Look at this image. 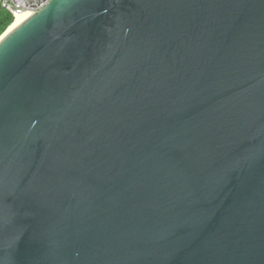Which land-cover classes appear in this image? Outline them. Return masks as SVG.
<instances>
[{
    "label": "water",
    "instance_id": "water-1",
    "mask_svg": "<svg viewBox=\"0 0 264 264\" xmlns=\"http://www.w3.org/2000/svg\"><path fill=\"white\" fill-rule=\"evenodd\" d=\"M0 264H264V0H51L0 38Z\"/></svg>",
    "mask_w": 264,
    "mask_h": 264
},
{
    "label": "built area",
    "instance_id": "built-area-1",
    "mask_svg": "<svg viewBox=\"0 0 264 264\" xmlns=\"http://www.w3.org/2000/svg\"><path fill=\"white\" fill-rule=\"evenodd\" d=\"M51 0H0V9L9 12L14 18L17 14L40 12Z\"/></svg>",
    "mask_w": 264,
    "mask_h": 264
},
{
    "label": "trees",
    "instance_id": "trees-1",
    "mask_svg": "<svg viewBox=\"0 0 264 264\" xmlns=\"http://www.w3.org/2000/svg\"><path fill=\"white\" fill-rule=\"evenodd\" d=\"M14 17L7 11L0 9V37L12 25Z\"/></svg>",
    "mask_w": 264,
    "mask_h": 264
},
{
    "label": "bare ground",
    "instance_id": "bare-ground-1",
    "mask_svg": "<svg viewBox=\"0 0 264 264\" xmlns=\"http://www.w3.org/2000/svg\"><path fill=\"white\" fill-rule=\"evenodd\" d=\"M21 15H22V14H17V15L15 16V18H14V19H15L14 22H15V21L18 19V17H20ZM14 22H13V23H14ZM13 23H12V24H13ZM9 28H10V27H9ZM9 28H8V29H9ZM8 29H7V30H8ZM1 37H2V36H1ZM1 37H0V38H1Z\"/></svg>",
    "mask_w": 264,
    "mask_h": 264
},
{
    "label": "rangeland",
    "instance_id": "rangeland-1",
    "mask_svg": "<svg viewBox=\"0 0 264 264\" xmlns=\"http://www.w3.org/2000/svg\"><path fill=\"white\" fill-rule=\"evenodd\" d=\"M14 20H15V19H14ZM6 31H7V30H6ZM6 31H5V32H6ZM5 32H4V33H5ZM2 35H3V34H2Z\"/></svg>",
    "mask_w": 264,
    "mask_h": 264
}]
</instances>
